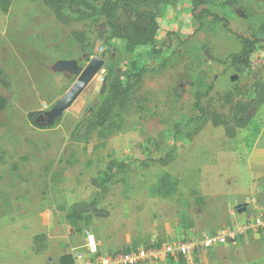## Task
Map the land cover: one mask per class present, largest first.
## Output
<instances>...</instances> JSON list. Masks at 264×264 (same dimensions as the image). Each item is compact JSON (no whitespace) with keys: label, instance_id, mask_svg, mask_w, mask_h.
Instances as JSON below:
<instances>
[{"label":"rangeland","instance_id":"374dc122","mask_svg":"<svg viewBox=\"0 0 264 264\" xmlns=\"http://www.w3.org/2000/svg\"><path fill=\"white\" fill-rule=\"evenodd\" d=\"M125 1L133 14L156 16L158 54L151 46L128 51L119 40L107 46L104 19L80 20L66 8L58 19L43 0L0 10V70L9 84H0V264H59L87 229L104 253L202 240L255 218L253 205L245 208L253 199L264 210V0H207L227 26L210 16L199 23L190 0ZM78 34L94 44L93 57L109 51L106 66L55 125L38 127L30 114L50 111L76 81L55 72L56 62L87 64ZM237 36L262 39L241 72L230 60L241 49ZM107 66L143 74L132 81L129 107L99 127ZM210 86L202 114L195 96ZM111 162L127 168L103 187ZM165 174L177 184L168 198ZM73 208L85 215L78 226ZM191 264H264V230L201 251Z\"/></svg>","mask_w":264,"mask_h":264},{"label":"trees","instance_id":"16d2710c","mask_svg":"<svg viewBox=\"0 0 264 264\" xmlns=\"http://www.w3.org/2000/svg\"><path fill=\"white\" fill-rule=\"evenodd\" d=\"M14 0H2L0 2V10L4 13H9ZM48 5L55 6L56 15L61 18L62 11L66 8L80 20H88L90 22L104 19L105 25L107 26L108 37L105 40V45L109 46V42L113 40H119L126 43V49L128 51H135L139 47H153L152 53L158 54L156 49V40L159 32V24L157 18L154 14L142 11L132 13L128 3L125 0H103L101 5H96L93 0H43ZM192 5V11L195 19L200 23L202 20L210 16L216 21L225 23L224 18L213 14L208 8L207 0H190ZM262 33H264V28H261ZM241 43V49L238 53L232 54L230 57L231 66L236 71L241 72L249 69L252 65L253 55L260 49L262 39L257 37L246 38L242 36H237ZM77 40L82 45V51L88 54L87 63L91 61L94 53V44L88 42L86 43L84 38L79 34L76 35ZM109 51H105L101 58H105ZM107 72L106 76V86L107 94L99 108L96 115V126L104 127L119 111H125L130 104L131 94H132V81L134 79H139L143 70L138 73H131L127 76L123 75L122 69H115L111 66H107L105 69ZM0 84L7 87L8 81L0 70ZM259 91L261 92L259 104H264V84L259 86ZM213 91V86H210L206 93L198 92L195 96L196 103L195 106L197 111L204 114L201 107V101L209 96L210 92ZM7 106V100L0 95V112L4 111ZM39 114H30V120L35 124V118ZM247 119V118H245ZM225 123V121L219 120L218 117L214 118V124L219 126ZM241 125H246L248 122L244 119L239 120ZM36 125V124H35ZM228 135L233 137V132L228 130ZM127 166L123 163L111 162L105 173V180L103 182V187L109 185L116 176L114 170L124 172ZM108 172H112L109 174ZM175 183V184H174ZM172 182L167 174L161 179L160 190L163 192V197H170L172 190L177 185L176 182ZM72 223L74 226H78L80 222L85 219V215L82 211L73 208L72 211ZM162 243H156V245H161ZM147 247V246H146ZM138 249L137 247L123 250V252H130L132 250ZM120 252V251H118ZM169 264H189L185 258H178L176 260H169ZM59 264H74V260L70 254H64L59 260Z\"/></svg>","mask_w":264,"mask_h":264},{"label":"built area","instance_id":"2783aa9c","mask_svg":"<svg viewBox=\"0 0 264 264\" xmlns=\"http://www.w3.org/2000/svg\"><path fill=\"white\" fill-rule=\"evenodd\" d=\"M250 204L257 214L255 218L244 222L238 228L225 229L202 240H177L161 245L155 243L130 252L104 253L100 250L95 235L87 229L84 232L85 243L72 248L70 255L74 264H153L181 257L191 264L193 257L201 251L234 242L240 235L264 230V210L255 199L247 203L245 208Z\"/></svg>","mask_w":264,"mask_h":264},{"label":"water","instance_id":"95a60500","mask_svg":"<svg viewBox=\"0 0 264 264\" xmlns=\"http://www.w3.org/2000/svg\"><path fill=\"white\" fill-rule=\"evenodd\" d=\"M205 55L212 59L209 50L205 51ZM106 61L99 57H93L85 67H81L76 60H61L57 61L53 70L57 73H67L76 77L73 86L67 94L58 100L55 106L48 112L37 118L36 124L38 127H49L63 117L64 113L70 109L83 92L95 81L99 73L105 68Z\"/></svg>","mask_w":264,"mask_h":264},{"label":"crops","instance_id":"0c3cea01","mask_svg":"<svg viewBox=\"0 0 264 264\" xmlns=\"http://www.w3.org/2000/svg\"><path fill=\"white\" fill-rule=\"evenodd\" d=\"M246 209L249 210V208H246ZM98 244H99V248H100V250H101L102 252H104V251H103V244H102L101 242H100V243L98 242ZM79 246H80V245H79ZM0 250H1V249H0Z\"/></svg>","mask_w":264,"mask_h":264},{"label":"flooded vegetation","instance_id":"af4514ba","mask_svg":"<svg viewBox=\"0 0 264 264\" xmlns=\"http://www.w3.org/2000/svg\"><path fill=\"white\" fill-rule=\"evenodd\" d=\"M79 64H80V63H79ZM80 66H81V67H85V66H83V65H81V64H80ZM44 113H46V112L41 113L39 116H37V118L40 117L41 115H43ZM35 119H36V118H35Z\"/></svg>","mask_w":264,"mask_h":264},{"label":"bare ground","instance_id":"6f19581e","mask_svg":"<svg viewBox=\"0 0 264 264\" xmlns=\"http://www.w3.org/2000/svg\"><path fill=\"white\" fill-rule=\"evenodd\" d=\"M79 106V105H78Z\"/></svg>","mask_w":264,"mask_h":264}]
</instances>
